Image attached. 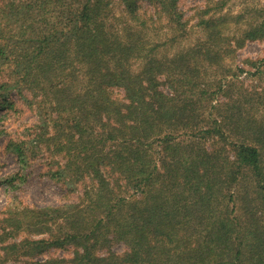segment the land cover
I'll return each mask as SVG.
<instances>
[{
    "label": "trees",
    "instance_id": "trees-1",
    "mask_svg": "<svg viewBox=\"0 0 264 264\" xmlns=\"http://www.w3.org/2000/svg\"><path fill=\"white\" fill-rule=\"evenodd\" d=\"M146 1L0 0V106L16 94L35 114L5 149L24 171L46 153L51 179L82 186L9 209L0 264L69 246L47 264H264V90L236 92L224 70L264 41V3L230 39L226 0L211 1L196 12L203 37L167 52L186 24L177 0Z\"/></svg>",
    "mask_w": 264,
    "mask_h": 264
},
{
    "label": "rangeland",
    "instance_id": "rangeland-1",
    "mask_svg": "<svg viewBox=\"0 0 264 264\" xmlns=\"http://www.w3.org/2000/svg\"><path fill=\"white\" fill-rule=\"evenodd\" d=\"M213 0H177V9L182 15V20L186 22L184 29L179 31L180 37L177 41L171 44L167 43V52L175 49L186 48L187 46L195 43L199 38L203 37L202 28L196 25L198 20V12L204 8L205 5L211 3ZM142 8L148 5L146 0H141ZM264 0H226V4L222 8L220 14L229 16L228 24L230 30V39L233 37L240 38L241 28L245 27V23L250 20L256 8L263 4ZM121 7H117L115 11L119 13ZM238 15H242L239 18ZM239 23V24H237ZM240 30H239V29ZM168 32L164 28L163 33ZM163 36V35H161ZM168 36V35H167ZM165 37V36H163ZM233 44H231L232 46ZM174 46V47H172ZM232 48H234L232 46ZM229 70L235 74L233 80V89L236 92H248L251 95L255 92L264 90V41L263 40H246L244 45L240 48L233 50L230 55L224 60V70ZM120 90H114V95L118 98L121 97ZM10 100L13 101L12 108H3L0 106V219L4 218L8 213L7 211L18 206L26 205L30 207H44V206H58L77 198L80 192L81 185H78L77 190L72 191L65 187L60 182L50 178L48 174L49 166L46 165V153H39L33 159L27 170H21L16 157L7 152L5 149L6 143L11 139H20L29 130L28 128L35 122L34 112L25 104L21 98L16 94L10 95ZM223 99L221 95H217L213 102ZM256 107L255 104L251 106ZM263 107L258 105L257 110L263 112ZM23 173L25 176L24 182L19 184L17 189H11L7 183L4 182L8 176ZM18 180L15 181V184ZM245 185V186H244ZM252 181L241 183L243 187L240 192L245 188L250 189ZM235 191V188H233ZM236 192H239L236 189ZM242 204L241 201L236 202L237 211L238 207ZM233 212L231 215H235ZM24 237L34 238L32 235L21 232L13 241H19ZM112 250L115 253H122L126 246L123 244L113 243ZM73 248H52L44 252L42 255L34 257L32 261L28 257L21 256V264H47L50 258H65L72 257Z\"/></svg>",
    "mask_w": 264,
    "mask_h": 264
}]
</instances>
